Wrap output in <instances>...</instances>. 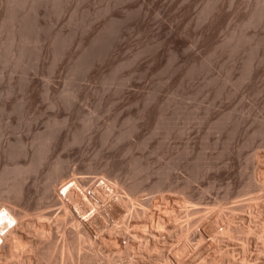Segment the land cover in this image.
<instances>
[{
  "label": "rangeland",
  "instance_id": "rangeland-1",
  "mask_svg": "<svg viewBox=\"0 0 264 264\" xmlns=\"http://www.w3.org/2000/svg\"><path fill=\"white\" fill-rule=\"evenodd\" d=\"M48 1L22 2L17 17L12 0H0V180L16 165L43 157L26 181L23 204L31 214L59 162L64 177L84 176L90 187L105 177L127 186L137 183L136 197L149 202V212L174 205L170 210L181 217L185 199L207 207L191 216V232H201L221 214L230 217L231 207L252 204L257 195L264 200V191L254 188L264 166V0ZM49 134L54 137L45 143ZM5 187L0 183V202L7 198ZM253 202L261 210L262 203ZM42 207V212L57 209ZM234 213L249 218L247 212ZM201 216L209 222L201 223ZM239 218L240 224H250ZM175 236L162 238L173 264L181 246ZM207 236L201 242L191 236L192 249L209 243ZM60 237L53 261L45 264L73 263ZM241 242L224 243L236 260L242 257ZM259 246L251 247L253 263ZM117 250L97 242L81 252L93 254L91 264H101L118 257ZM194 250L183 261L213 264L209 256L207 262L194 256Z\"/></svg>",
  "mask_w": 264,
  "mask_h": 264
},
{
  "label": "bare ground",
  "instance_id": "bare-ground-1",
  "mask_svg": "<svg viewBox=\"0 0 264 264\" xmlns=\"http://www.w3.org/2000/svg\"><path fill=\"white\" fill-rule=\"evenodd\" d=\"M26 1H28V0H24V1L23 0H12V3L14 4L13 6L15 7V13H18V12H16L17 6L18 5L20 6V4H22V2H24V4H26L25 3ZM10 2H11V0H10ZM32 2H31V4H32ZM35 2H36V0H35ZM9 5L11 8L12 5L11 4H9ZM32 5H34V4H32ZM19 6H18V8H19ZM28 6H29V8L31 7L30 5H28ZM22 7L25 8L23 5H22ZM29 8L27 7V9H29ZM19 9L21 10V8H19ZM30 9H32V8H30ZM9 11H12V10H9ZM22 12H20L21 15L23 14ZM25 12H26L25 13V15H26L28 12L27 11H25ZM32 12L33 11L31 10L30 13L32 14ZM9 13H8V17L11 16V15L9 16ZM15 13H14V15H15ZM257 13H258V11H257ZM38 14H39V12H38ZM45 14H47V13H45ZM23 15H22V17H23ZM18 16H19V13L17 14V17ZM34 16L36 17V15H34ZM257 16H253V18L257 17ZM259 16H261V15H259ZM8 17H7V19H8ZM22 17H21V19H22ZM24 17L27 18V16H24ZM29 17H30V14H29ZM14 18H16V17H14ZM25 18L23 19L22 22L25 21ZM21 19H18V20H21ZM16 20H17V18H16ZM16 20L14 19V21H16ZM254 20H256V18ZM4 21H5V19H4ZM11 21H12V23H11ZM11 21L9 22V24L11 23V26H12V24H14L13 23L14 21L12 19H11ZM28 21H26V22H28ZM5 22H3V23H5ZM19 22L21 24V21H19ZM19 22H17V24ZM26 22H24V23L25 24L30 23L32 25L31 22H28V23H26ZM36 22H37V20L35 21L34 24H38ZM3 23L1 22V25ZM250 23H251V21H250ZM31 25H30V28H31ZM8 26L6 28V31L8 30ZM13 26L15 29L16 28L15 24ZM4 27H6V25ZM28 27H26V28H28ZM32 27H34V26L32 25ZM36 27H37V25H36ZM36 27H34V28H36ZM0 28H1V26H0ZM22 28L25 29V26ZM38 28H36V29H38ZM23 29H21L20 31H22ZM49 29H50V27H49ZM3 30L5 31V29H3ZM16 31H18V29L15 30V32ZM26 32H25V30H24V32H22V33L26 34L25 37L28 36ZM35 32H33V33H35ZM0 33H3V32H0ZM8 33H6V35ZM11 33L7 35V36H9L7 38L10 39V37H12V36H10ZM15 35H18V34H15ZM20 35H22V34H20ZM31 36H33V34H31ZM15 37L16 36H14V43H15ZM19 38H20V36H19ZM32 38H34V36ZM20 39H18V40H20ZM22 40H23V38H22ZM24 40H26V38ZM28 40H30L29 37H28ZM12 41H13V39H12ZM32 41H34V40L32 39L30 42H32ZM45 42H47V41H45ZM7 44H9V43H7ZM17 44H19V43H17ZM0 45H1V43H0ZM10 46L13 47V45H11V44H10ZM20 46H22V45H19V47ZM0 48H1V46H0ZM9 48L11 49V47H9ZM14 48H15V46H14ZM8 49H7V53H8ZM22 49H23V47H22ZM16 50L17 49H15V51ZM19 50H20V48H19ZM10 52H12V51L10 50ZM23 52L25 53V50ZM13 54H14V51H13ZM15 57L16 56H14L13 58H15ZM20 57H21V55H20ZM20 57L18 55L16 59H18ZM1 60H3V59H1ZM249 71H251V70H249ZM21 90H23V88ZM21 92H24V91H21ZM7 94H9V92H7ZM53 132L54 131H52V133ZM43 136H44V134H43ZM52 137H54L52 134H49L47 136L45 135L44 142L48 143L52 139ZM39 140H41V139H39ZM41 141H43V139ZM42 144L44 146V143H42ZM39 145H40V142H39ZM39 154L41 156V153H39ZM41 158H43V157H40L39 159L33 158L29 163H27L25 165H16V167H14L12 169V171H10V173H8V175L6 174L5 177L0 180V183L6 184V187L4 188L3 191L7 195V198L3 199L0 202V242H2V244L0 245V264H43L46 260L47 261H49V260L53 261L54 256H55L54 251L56 248V243H57L59 234H60V236L62 235V237H60V238L61 239L63 238V241H64L63 251L67 254L68 257L67 256L66 257L71 259L72 261H73V259H74V261L76 260V262L73 261L72 264H91V263H94L95 258L92 256L93 254L91 255V254H89V252L87 253V251H84L85 253H82L81 251L83 250V247H84V250H86L89 247L90 248L93 247V245L96 244L97 242L109 244V245L113 244L118 249L117 250L118 255L120 256V257L118 256V257H108V258L106 257L104 262H102L101 264H145L148 257H150L151 260H153L155 258V260H157L158 261L157 263H159V264H173L171 257L169 258V256H167L165 254V248H166L165 246L166 245L163 242L166 240V238L172 237V235H174V234L177 235L179 238V241H181V243H180L181 246L180 245L178 246L179 249H176V251H174V252H176L175 255L178 256V257L177 256L176 257L180 262H182V264H188L190 260H187V261H183V260H184V257L186 255L191 253V251L193 252V250H194V249H192L194 247L191 244V241H192L191 236H193L195 238L200 237L199 242H201V239L204 238L205 236H207V233H208V235H209V233L211 234V237H212L211 241L209 240L210 242L207 244L206 243L205 244H197L198 246L194 250L195 251L194 256H199L198 258L204 257V259L206 258L205 259L206 262H207V258L209 256L211 258L209 263H213V264H264V259L262 257L264 255V203H263L264 200L262 199L263 196L257 195L253 198L250 197L252 201L249 200L252 202V204L254 203L253 200H255V201L259 200V202H261L260 199L263 200L261 202L262 205L260 203L261 206H259V207H261V210L258 207L259 202H258V204H255V205H257V208L259 209V211H256L254 208L255 206L252 204H249L250 202L247 203V205H244V204L236 205L235 207L233 206V208L231 207L232 211H230V212H232L233 215H231V214L228 215L229 212H228V214L226 213V215H228L230 217H227L226 215H225L226 217H224L222 214L219 216L220 218H221V216H223L222 219L224 218L223 221L225 220V223H223V221H222V225H220V223H221L220 220H222V219H220L218 216H216L220 220L218 218H216L215 220L212 219V221L210 223H207V224L205 223L206 226L203 224L205 227L203 228V230L201 229L202 230L201 232H198L197 228L195 230H193V232H191L192 221H194V220L191 221V216L194 215L195 213H199V212L202 213L203 212L202 210L204 209V208L203 209L200 208L199 203H194L193 201H189V199L188 200L185 199L183 202V209H182L183 212L181 213V217H180V214L178 211L177 212L179 215L178 214L175 215L176 212H174V210H170V208L173 209L174 205L172 207H169V205H168V207L165 206V208L160 209V211L162 213L161 212L160 213L159 212H149L148 211L149 210L148 207L150 206V205H148L149 202L148 203H146L144 201L142 202V200H140V199L138 200L136 197L138 195L137 192H139V190H140L138 187L139 185H136L137 183L127 186V185H125L126 182L123 181V183L125 182V184L122 185L121 183L114 182L115 180L111 181V179L106 178L104 175L105 178H102L101 180L99 179L98 181L93 183L94 185L92 187H90V185L87 184V182H86V180L88 178H84V176L83 177L82 176L77 177L75 174H73V175L71 174L67 177H64L63 176L64 173L62 174L63 171H62V167L59 164L60 163L59 162L58 164L54 165L53 170H51L52 173L50 174V177L48 178L49 180L46 183L45 187L42 189V192L40 195V201L41 202L39 204V207L37 208V211L35 210L36 212L31 214L30 211L28 210L29 208H27V206H24V204H23V200L26 199L25 196L27 195V194L25 195V192H27L26 186H27V184H29V183H26V181H27L29 175L32 173L35 165L41 161L40 160ZM138 170L139 169H137V171ZM135 171H136V169H135ZM259 172H260L259 175H261V179L257 181V183L254 185V188L257 190H261V191L263 190L264 191V166L259 170ZM133 173H132V175L135 176L136 174L135 173L133 174ZM139 173H140V171L138 172V174ZM63 178H65V179H63ZM259 178H260V176H259ZM99 181H102V183H100L97 186L96 184ZM255 182H256V180H255ZM86 184L89 185L90 188L87 189ZM126 186L128 188V191H127V189H125ZM158 187H160V186L158 185ZM156 188H157V186H156ZM2 189H3V187H2ZM124 189L126 192L123 193L122 191H124ZM155 190L157 191V190H159V188L154 189V191ZM61 191H63L62 192L63 194L60 193ZM89 191H90V193H89ZM184 191H185V189H184ZM37 199L39 202V198H37ZM165 199H166V197H165ZM171 203H172V201H171ZM237 203L240 204V202H237ZM43 204L48 209H50L49 207H52V208L57 207V209L49 211V212L48 211L42 212L41 209L44 208V207H42V206H44ZM228 204H230V203H228ZM235 204H236V202H235ZM35 207H37V205ZM152 208H153V206H152ZM158 208H160V207H158ZM178 208L176 210H178ZM206 208L204 210H206ZM209 208H211V207H209ZM209 208H208V210H209ZM222 209H224V208H222ZM208 210H207V212H208ZM91 211H93V213L90 215ZM235 211L236 212L241 211L244 213L247 212L249 214L248 215L249 218H247L246 216H244L246 219L242 218L243 216L241 218H239L238 216H236L237 213H234ZM209 212H208L209 215L210 214L212 215L211 211H209ZM184 213H185V215L182 217V214H184ZM88 214H89V216H87ZM150 214H152V215H150ZM223 214H225V213H223ZM204 215L205 214H203V217H205ZM83 217H86V218L83 219ZM203 217L201 219H203ZM210 217L213 218L215 216H210ZM210 217H208V219H211ZM182 218H185V219L183 220ZM205 218H207V216ZM205 218L203 220H201V223L204 220H206ZM238 218L242 219L243 221L246 220L245 222H247V220L249 219L250 224H247V226H246V223L243 224V222L240 224L237 220ZM147 219H148V221H145ZM169 221H171V222L175 221L176 223L174 222V225L173 224L169 225L170 224ZM207 221L209 222V220H206V222ZM13 223H14V226H12ZM221 228H222V230H220ZM2 233H4V235H2ZM177 236H175V237H177ZM175 237H173V238H175ZM162 238L165 240L163 241ZM169 239H171V238H169ZM203 240H205V239H203ZM229 240L230 241L231 240L242 241L240 246H239V251L242 254V257L241 258L239 257L241 260L240 259L239 260L234 259V255L232 254L233 251L226 248L224 243L226 241H229ZM124 241L126 242L125 244H127L126 246H124V243H123ZM203 242H205V241H203ZM206 242H208V241H206ZM254 242L261 244L262 247L259 246L260 249L258 251L259 253H257L258 254L257 258L255 259L256 262L253 263L254 260H253V258H251L253 256V255H251V252H252L251 247L254 244ZM195 243H196V241H195ZM58 245H59V243H57V246ZM172 248H174V247H172ZM112 249L113 248H111V250ZM166 249H168V248H166ZM254 249H256V248H254ZM95 250L97 251V249H95ZM168 250H171V249H168ZM91 251H93V250H91ZM96 251H95V253H96ZM174 252H171V253H174ZM146 254H148V255L150 254V256H148L147 259H145ZM151 254L153 255V258H151ZM143 255H145V256H143ZM137 257L139 258V260H137L138 259ZM150 259L147 260V264H148V261H151ZM178 260L175 261L177 264H178Z\"/></svg>",
  "mask_w": 264,
  "mask_h": 264
}]
</instances>
